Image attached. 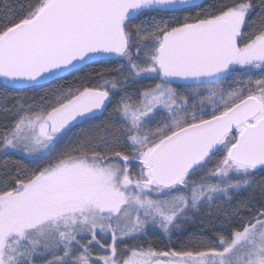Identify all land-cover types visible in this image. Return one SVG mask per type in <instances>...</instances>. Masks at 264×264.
Instances as JSON below:
<instances>
[{
	"label": "snow or ice",
	"instance_id": "obj_1",
	"mask_svg": "<svg viewBox=\"0 0 264 264\" xmlns=\"http://www.w3.org/2000/svg\"><path fill=\"white\" fill-rule=\"evenodd\" d=\"M104 59L5 106L0 153L34 167L0 174V264H264V0H29L0 22L5 97ZM197 220L219 227L139 242Z\"/></svg>",
	"mask_w": 264,
	"mask_h": 264
},
{
	"label": "trees",
	"instance_id": "obj_2",
	"mask_svg": "<svg viewBox=\"0 0 264 264\" xmlns=\"http://www.w3.org/2000/svg\"><path fill=\"white\" fill-rule=\"evenodd\" d=\"M29 0H0V22L6 18L9 13H17L19 14V6L23 4H27ZM231 3L232 0H207L206 3ZM10 18V17H9ZM119 61L116 59L112 60H103L97 63H91L88 66L84 67L82 71L77 73L68 74L62 79L55 80L51 83L40 85L39 87H31L27 89H15L12 88L7 89L8 96L5 97L0 95V127H2L5 123L9 122L5 119V106H11L17 102V96L28 98V102L32 103L33 96H39L44 92L48 91L53 87H58L61 84L67 86L68 84H72L74 87L82 86V81L88 79V74H91L92 77L98 78L99 75L107 76L109 72L114 70ZM152 80H142L141 83L144 85L154 83ZM226 84H231L232 87H237L239 85L235 84L230 78L229 81L225 82ZM4 84L3 80L0 78V93H3L5 89L2 87ZM24 100L21 99L20 103H23ZM38 102V101H37ZM109 112H111V108H109ZM107 118V113L104 114V117L97 119L92 122V124H82L79 127L75 128L74 132H80L81 130L87 131L92 125H99L102 122V119ZM5 165L7 166V171L12 172L17 166L22 168H32L34 164L32 163L30 158H26L23 154H12L9 153L5 155L4 153H0V174L5 171ZM264 179V174H258L257 180ZM249 195V192H242L239 194L240 199H244ZM219 227V222H215L213 225L205 224L202 226L200 222L197 220L195 222H190L184 225L183 232L179 235H173L170 239L167 235H163L158 231L149 232L147 237L142 238L139 242L145 245L150 244L154 249L158 251H167L171 247H177L178 245L184 246L188 245L189 241L198 236L202 231H213L214 228ZM110 242V241H109ZM130 247L136 243L135 241H125ZM123 245H121L122 247Z\"/></svg>",
	"mask_w": 264,
	"mask_h": 264
},
{
	"label": "water",
	"instance_id": "obj_3",
	"mask_svg": "<svg viewBox=\"0 0 264 264\" xmlns=\"http://www.w3.org/2000/svg\"><path fill=\"white\" fill-rule=\"evenodd\" d=\"M207 1V0H206ZM104 60H108V59H104ZM103 61V60H102ZM66 75H68V74H65L64 76H66ZM63 76V77H64ZM2 80H3V78H1ZM55 81V80H54ZM3 82H4V80H3ZM51 82H53V81H49V82H41V84L40 85H45V84H48V83H51ZM31 87H33V86H18L16 89H27V88H31Z\"/></svg>",
	"mask_w": 264,
	"mask_h": 264
}]
</instances>
